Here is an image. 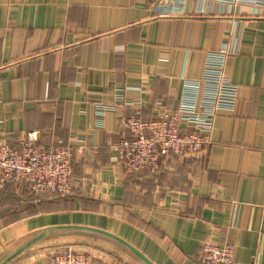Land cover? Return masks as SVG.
Here are the masks:
<instances>
[{
    "label": "crops",
    "instance_id": "1",
    "mask_svg": "<svg viewBox=\"0 0 264 264\" xmlns=\"http://www.w3.org/2000/svg\"><path fill=\"white\" fill-rule=\"evenodd\" d=\"M225 52L239 100L217 113L211 144L168 158L160 175H125V119L200 97L209 54ZM31 131L72 149L74 193L1 189L0 264H49L65 247L92 264H145L68 226L109 231L154 264H201L207 242L264 264V0H0V145Z\"/></svg>",
    "mask_w": 264,
    "mask_h": 264
},
{
    "label": "built area",
    "instance_id": "2",
    "mask_svg": "<svg viewBox=\"0 0 264 264\" xmlns=\"http://www.w3.org/2000/svg\"><path fill=\"white\" fill-rule=\"evenodd\" d=\"M235 3L237 0H219ZM228 53H210L203 77L197 86L202 93L184 97L180 107L161 111L146 119L140 111L124 122L127 135L118 144L119 165L126 174L162 173L170 157L185 158L211 144L215 117L220 111H233L239 100V86L225 74ZM201 83V84H200ZM73 151L63 141L43 143L37 131L28 132L17 147L0 145V190L7 185L30 195H73ZM201 264H240L231 243L207 242L202 246ZM49 264H92L89 252L65 247L50 256Z\"/></svg>",
    "mask_w": 264,
    "mask_h": 264
},
{
    "label": "water",
    "instance_id": "3",
    "mask_svg": "<svg viewBox=\"0 0 264 264\" xmlns=\"http://www.w3.org/2000/svg\"><path fill=\"white\" fill-rule=\"evenodd\" d=\"M63 228H79L82 230H89V231H95L101 234H104L106 236H109L113 239H115L116 241L120 242L121 244H123L124 246H126L134 255H136L139 259H141L145 264H154L147 256H145L141 251H139L135 246H133L131 243H129L128 241H126L125 239L109 232V231H105L102 229H97V228H92V227H84V226H68V227H63ZM35 240L30 241L29 243H27L26 245L18 248L16 251H14L8 258L6 261H8L9 259L15 257L19 252L23 251V249H25L26 247H29L31 245V243L35 242Z\"/></svg>",
    "mask_w": 264,
    "mask_h": 264
},
{
    "label": "rangeland",
    "instance_id": "4",
    "mask_svg": "<svg viewBox=\"0 0 264 264\" xmlns=\"http://www.w3.org/2000/svg\"><path fill=\"white\" fill-rule=\"evenodd\" d=\"M48 196V198H51V199H56V198H65V197H57V196H54V195H50V194H45Z\"/></svg>",
    "mask_w": 264,
    "mask_h": 264
},
{
    "label": "trees",
    "instance_id": "5",
    "mask_svg": "<svg viewBox=\"0 0 264 264\" xmlns=\"http://www.w3.org/2000/svg\"><path fill=\"white\" fill-rule=\"evenodd\" d=\"M15 147H17V146H15ZM125 175H127V176H129V177L132 178V177H134V175H137V174H126V173H125ZM70 196H71V195H70ZM67 197H69V196H67ZM57 199H58V198H57ZM59 199H61V198H59Z\"/></svg>",
    "mask_w": 264,
    "mask_h": 264
}]
</instances>
